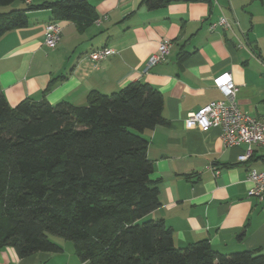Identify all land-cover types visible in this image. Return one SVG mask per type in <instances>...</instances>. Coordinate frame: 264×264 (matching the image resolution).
<instances>
[{"label": "crops", "instance_id": "crops-1", "mask_svg": "<svg viewBox=\"0 0 264 264\" xmlns=\"http://www.w3.org/2000/svg\"><path fill=\"white\" fill-rule=\"evenodd\" d=\"M45 1L53 0L25 4ZM90 2L100 21L84 26L56 21L62 32L55 47L45 43L52 19L44 10L28 11V26L0 36V85L8 102L84 105L92 90L113 93L140 82L156 86L164 97L165 121L142 133L161 199L149 216L174 229L178 246L206 239L225 254L264 248V201L248 195L247 181L250 167L263 166L262 147L254 146L252 157L240 161L247 144L228 146L220 126L201 131L185 122L191 112L224 99L214 83L222 73L231 74L239 107L264 116V31L255 12L246 9V0H171L153 9L143 0ZM221 18L228 24L212 29ZM165 38L173 42L166 61L150 66ZM101 47L113 53L92 60L90 52ZM184 52L189 54L182 60ZM57 256L37 252L20 258L4 248L0 264H52Z\"/></svg>", "mask_w": 264, "mask_h": 264}, {"label": "trees", "instance_id": "trees-1", "mask_svg": "<svg viewBox=\"0 0 264 264\" xmlns=\"http://www.w3.org/2000/svg\"><path fill=\"white\" fill-rule=\"evenodd\" d=\"M26 1L0 0V36L28 26V11L80 26L100 18L90 0ZM143 1L153 9L171 0ZM163 107L147 82L92 90L84 105L12 106L0 85V250L63 252L53 234L74 242L81 264H264V248L225 254L206 239L178 246L174 229L149 216L161 199L142 133L165 121Z\"/></svg>", "mask_w": 264, "mask_h": 264}, {"label": "built area", "instance_id": "built-area-1", "mask_svg": "<svg viewBox=\"0 0 264 264\" xmlns=\"http://www.w3.org/2000/svg\"><path fill=\"white\" fill-rule=\"evenodd\" d=\"M98 19L96 21H100ZM227 24L226 19L221 18L217 23L212 24L211 28L215 29L219 25ZM61 32V26L55 21H50L46 25L45 43L55 47L61 39ZM172 44L170 39H163L157 51L149 59L150 66L166 61ZM111 53L113 49L101 47L92 50L89 56L92 60L99 61ZM214 83L223 92L224 99L213 100L199 110L191 112L185 120L186 126L198 128L201 131H209L213 127L220 126L222 140L226 145L247 144V149L238 157L240 161H247L253 155L254 146L264 148V116L250 115L239 107L238 88L231 74L222 73L215 77ZM262 164V168L250 167L247 175V181L250 184L248 195L260 201H264V160ZM218 173L219 171H216V174Z\"/></svg>", "mask_w": 264, "mask_h": 264}, {"label": "rangeland", "instance_id": "rangeland-1", "mask_svg": "<svg viewBox=\"0 0 264 264\" xmlns=\"http://www.w3.org/2000/svg\"><path fill=\"white\" fill-rule=\"evenodd\" d=\"M246 9L250 8L253 12H255L257 20L260 22L258 25V29L263 32L264 31V0H246ZM21 1H16L13 4L2 7V10H8L11 8H17L21 6ZM243 10V9H242ZM264 33V32H263ZM259 151L263 152L264 149L260 148ZM50 238L59 243L63 247V252L57 253V257L52 260V264L56 262V264H67V262L72 261L75 264H81L74 247V242L71 240L64 239L62 237L51 234Z\"/></svg>", "mask_w": 264, "mask_h": 264}]
</instances>
